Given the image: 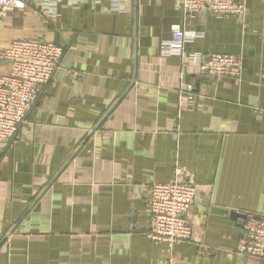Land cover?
Wrapping results in <instances>:
<instances>
[{"label": "crops", "instance_id": "crops-1", "mask_svg": "<svg viewBox=\"0 0 264 264\" xmlns=\"http://www.w3.org/2000/svg\"><path fill=\"white\" fill-rule=\"evenodd\" d=\"M241 1L244 19H189L175 0L0 13V50L64 47L16 135L0 138V264H261L235 253L246 216L264 215V0ZM175 24L201 32L187 52L239 55V77L159 56ZM176 173L196 192L191 237L168 253L146 234L147 187Z\"/></svg>", "mask_w": 264, "mask_h": 264}, {"label": "built area", "instance_id": "built-area-1", "mask_svg": "<svg viewBox=\"0 0 264 264\" xmlns=\"http://www.w3.org/2000/svg\"><path fill=\"white\" fill-rule=\"evenodd\" d=\"M99 0H0V13L9 9H25L29 6L55 15L57 5L65 2L76 6L84 3L96 4ZM115 11H125L126 0H113ZM189 19L205 12L216 17L234 15L244 19L247 9L241 0H175ZM201 35L194 29H183L175 24L171 27V37L158 45L161 57L178 56L187 64L196 65L202 73L212 77H239L242 60L239 55L198 51L187 52L186 41ZM64 47L43 39L19 38L10 41L0 50V63L7 64V70L0 66V138H12L24 121L32 103L44 91L61 65ZM194 86L187 84L179 91L178 108L184 109L193 101ZM180 174V171H178ZM166 183L152 182L148 185L147 212L149 228L147 236L166 245L168 253L174 246L191 237V225L187 212L193 203L196 186L183 174ZM238 255L258 258L264 264V215L248 214L243 222V232L235 251Z\"/></svg>", "mask_w": 264, "mask_h": 264}]
</instances>
